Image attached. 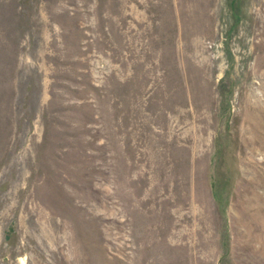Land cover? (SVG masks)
<instances>
[{"label":"rangeland","instance_id":"374dc122","mask_svg":"<svg viewBox=\"0 0 264 264\" xmlns=\"http://www.w3.org/2000/svg\"><path fill=\"white\" fill-rule=\"evenodd\" d=\"M0 264H264V0H0Z\"/></svg>","mask_w":264,"mask_h":264}]
</instances>
